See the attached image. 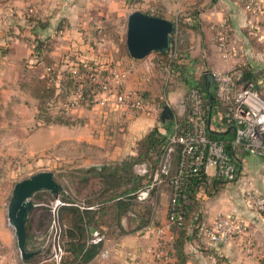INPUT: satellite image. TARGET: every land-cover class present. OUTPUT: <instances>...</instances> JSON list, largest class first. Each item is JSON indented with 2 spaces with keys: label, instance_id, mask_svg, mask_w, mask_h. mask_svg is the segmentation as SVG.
<instances>
[{
  "label": "crops",
  "instance_id": "1",
  "mask_svg": "<svg viewBox=\"0 0 264 264\" xmlns=\"http://www.w3.org/2000/svg\"><path fill=\"white\" fill-rule=\"evenodd\" d=\"M0 2L3 3L0 6V43L8 47L5 53H0L1 98L17 100L26 94L28 97L25 99H33L37 103V99L21 86L19 80L22 62L31 53L29 38L33 36L23 15L26 11L45 22V26H37V31L43 36H52L47 51L52 58L63 57L59 68L83 60H111L116 65L123 62L131 65L125 80L128 88L147 87L155 90V84L148 85L138 73L142 68L150 72V56L132 62L124 56L118 60L116 56L119 47L112 42L108 43L106 34L96 29L106 17L112 20L115 16L128 15L132 8L129 9L124 0ZM145 3L151 8L136 6L133 9L151 10L152 13L157 9L163 14L162 17L170 20L179 17L182 24L180 28L176 25L178 30L174 31L173 37L177 34L181 56L185 62L188 61L185 70L194 78H201L205 70H231L236 66H243L256 73L263 70L264 7L261 13L252 14L242 0H146L143 5ZM221 21L226 24V42L222 50L217 46V25ZM257 75V81H261L258 83L260 87L264 84V78L261 74ZM186 87L189 88L175 84L165 93V100L171 106L173 116L183 111L177 101L183 96ZM34 116L33 113L31 118L34 119ZM65 118L67 123L51 122L38 126L36 130H46L47 146L50 148H57L60 144L65 148H73L78 144L80 148L76 150L82 151L80 157H87L79 164L82 166L116 162L135 154L136 141L157 125L153 115L129 108L117 109L110 102L105 106L93 102L89 108L82 105L71 108ZM239 164L241 173L236 180L224 182L216 191L206 195L199 191L196 199L200 204L199 226L210 224L219 213H223L239 220L244 225L243 232L227 242L215 244L207 240L200 227H187L182 245L184 264H264V218L246 204L243 195L246 191L264 195V156L250 155L244 151L239 156ZM212 173L213 168L210 167L209 175ZM158 191L153 219L162 224L166 221L169 191L168 187L159 188ZM127 216L132 217L135 222L133 226ZM122 223L127 232L118 234L114 231L113 235L104 237L102 241V248L108 250L107 257L102 258L98 254L88 264H125L131 258L150 257V249L155 242L151 228L135 229L136 221L131 212L124 215ZM93 231L97 229L93 227L91 231L89 228L90 235ZM2 232H6V223L2 224ZM172 237L168 235L171 247ZM0 240L9 245L5 238L0 237ZM173 264H181L177 254L173 256Z\"/></svg>",
  "mask_w": 264,
  "mask_h": 264
},
{
  "label": "trees",
  "instance_id": "2",
  "mask_svg": "<svg viewBox=\"0 0 264 264\" xmlns=\"http://www.w3.org/2000/svg\"><path fill=\"white\" fill-rule=\"evenodd\" d=\"M150 11L146 10L145 12L152 13ZM152 14L163 15L158 12H153ZM23 15L27 26L33 31V36L29 39L31 55L36 57V59L31 65L29 63L26 64L28 66L27 69L32 74L26 73L25 76H21L19 79L20 84L37 99V121L45 124L51 122L67 123L68 120L64 114L54 115L48 109L59 103L60 97L65 99L62 101L63 103L66 102L67 97L74 95L78 89V85H80L81 90L79 103L82 106L92 105L96 93L100 90L99 84L95 81V75L105 72L102 70V63L83 60L72 64L69 63L63 69L59 68L60 63H63V61L61 62L63 57L59 59L52 58L47 51L52 36H43L37 31V26L43 27L45 26V22L38 19L32 12L26 11ZM171 20L174 23V31L176 32L178 30L176 25H181L182 22L179 17L172 18ZM60 28L61 26L57 30ZM113 38H115V35ZM7 50L8 47L0 43V53H5ZM153 53H155V56L152 60V67L155 66L158 69L159 79L157 78L156 81L159 80L161 89L155 92L152 88H137L140 96L146 100L158 101L163 106L167 103L165 93L169 89H167V86L172 85V81L165 80L161 69L162 65L160 64V62H163L173 68L175 76L178 79H184L189 86L187 94L177 101V105L181 106L183 111L174 114L170 120L162 122V128L154 126L144 133L136 141L135 154L116 162L103 163L98 166L88 165L80 167L75 173L76 180L73 178L72 181L69 178L65 184H61L56 179L62 185V188L58 195L60 203L55 205L54 208L51 202L55 197L52 194L47 192V196L44 197L46 198L45 200L41 197L35 198L36 196L34 195L38 193L35 192L32 196L35 206L31 210L26 224V249L37 250L45 240V237L39 240L38 233H46L52 221H55L61 230V243L64 251L61 264H88L103 249V240L99 242L90 241L92 237L89 234L90 226L96 228L103 237L104 232L112 233L115 231L118 234L127 232L128 230L123 227L122 223V219L127 212H131L135 217V229L161 225L160 222L153 219V215L158 201V189L160 185L164 184L167 185L169 191L166 218H168L171 210L179 212L182 215L181 220L170 221L168 223V230L173 235V253L174 255L177 254L181 264H184L182 245L186 238L185 231L187 227H191L192 229L200 227V204L196 199L197 193L203 190L206 193H212L228 180L217 176H209L203 172V169H199L196 174L188 173L181 175L180 178H173L180 166L182 148L180 143H175L169 157L168 171L162 174V183L157 186L154 185L149 190L148 196L143 200L137 198V193L140 189L150 184L153 173L160 167L166 157L169 146L168 133L172 132L176 125L179 128H191L186 119L189 111L187 95L190 87L195 85L205 92L207 106L205 109L206 122L214 124V128L209 126L206 128L207 136L224 141L230 155L238 152L239 156H241L244 150L242 148H238L237 150L232 149L233 126L227 125L222 130L219 128L223 126L222 122L215 123L212 120V116L217 108L222 111L225 106L221 104L216 96V85L210 73H205L201 78L196 79L185 70V65L188 61L185 62L181 56L177 34L173 37L167 50ZM173 53H176L175 56H173ZM123 56L129 62L136 60L130 57L126 45L124 46V44L120 43L117 54L118 60H121L120 57ZM177 59H183V62L179 63ZM109 65L113 66V63H109ZM46 67H49V71L44 73ZM235 68L239 69L242 73L240 83L245 85L247 82L253 81L256 87L259 88V84L257 83L258 73L243 66H236ZM76 73H83L84 76L76 79ZM147 74H150V72ZM57 76L60 77L59 80H57ZM57 81H59V84H57ZM149 84L152 83L149 82ZM210 95L213 96L212 99ZM66 109L67 107L65 106ZM238 159L236 160L237 163H239ZM139 164H144L146 171L142 173L137 172L134 166ZM46 191L42 190L44 194ZM79 196H82L83 201L77 202ZM172 197H175V203H172ZM81 203L83 207H80ZM47 246L48 250H50V240L47 242ZM31 258H28V260Z\"/></svg>",
  "mask_w": 264,
  "mask_h": 264
},
{
  "label": "built area",
  "instance_id": "3",
  "mask_svg": "<svg viewBox=\"0 0 264 264\" xmlns=\"http://www.w3.org/2000/svg\"><path fill=\"white\" fill-rule=\"evenodd\" d=\"M242 1L252 14H259L263 11L262 0ZM217 26V46L222 50L226 42V24L221 21ZM175 54L173 53V56ZM177 62L181 63L183 59H177ZM151 63L153 64V61ZM160 64L162 65L161 69L165 80L171 81L170 77L175 75L173 68L163 62H160ZM47 71H49V67L45 68L44 73ZM127 72L126 69L111 66L106 68L104 73H97L95 81L99 84L100 90L96 93L94 102L104 106L110 102L117 109L129 108L153 115L156 118V126L162 128L160 112L163 105L158 101L143 99L137 88H128L125 85ZM208 73H210L215 82L218 100L225 106L222 111L217 108L212 120L215 123L221 121L223 126L219 128L222 130L227 125L233 126L234 135L231 139L233 150L242 148L250 155L264 156V100L261 98L255 82L249 81L245 85L240 83L242 73L236 68L231 70L211 69ZM82 76H84L83 73L75 74L76 79ZM257 83H261V81H257ZM80 94V85H78L74 95L69 97V99L67 98L66 102L63 103L64 107L81 106L79 103ZM187 97L189 111L186 119L191 128H179L176 125L174 130L168 133L169 146L167 155L160 167L153 173L150 184L138 191L137 198L140 200L148 196L149 190L154 185L157 186L162 183V174L168 171L169 157L175 143H180L182 148L180 166L173 178H180L181 175L188 173L196 174L199 169H203V172L209 175L210 167L213 168V173L209 176L225 178L228 181L236 180L241 173V166L236 162L239 158V153L235 152L230 155L224 141L209 138L206 134V128L208 126L214 128V124L206 122L205 92L200 87L193 85L190 87ZM138 168L141 172L146 171L144 164H139ZM243 195L246 204L264 218V195L255 191H246ZM171 201L175 203V197H172ZM58 203H60V200L56 198L53 208ZM181 219V213L171 210L165 223L159 226H149L155 236V242L150 249V257L131 258L126 264H173V249L168 241V235L171 237L172 235L168 230V223ZM54 223L55 221H52L51 227L52 225L54 226ZM200 229L209 242L218 244L227 242L235 235L241 234L244 230V225L235 217L219 213L210 224L201 225ZM103 238V235L98 231H93L90 241L99 242ZM56 247H54L53 257L56 258L57 264H59L62 249L59 243ZM99 255L102 258L107 257L108 250L103 248Z\"/></svg>",
  "mask_w": 264,
  "mask_h": 264
},
{
  "label": "rangeland",
  "instance_id": "4",
  "mask_svg": "<svg viewBox=\"0 0 264 264\" xmlns=\"http://www.w3.org/2000/svg\"><path fill=\"white\" fill-rule=\"evenodd\" d=\"M124 1L125 5L129 9L132 8L130 9V11L133 10V8L136 6L151 8V6L146 3L145 5H143L146 0ZM153 1L155 0H151V2ZM148 3L150 4V1ZM2 4L3 3H1L0 6H2ZM153 11L160 13V11H157V9H154ZM110 16H112V13ZM115 17H113L112 20H109L106 17V19L99 23L96 29H101V33L106 34L105 38L108 40V43L112 42L116 47H120V43L124 44L125 46L127 16L117 18ZM179 26L180 24H178V28H180ZM114 35L115 38H113ZM106 48L107 47H105L104 50ZM147 56H150L149 59H151L152 61L155 53L152 52ZM35 59L36 57L32 56L30 53V56L23 60L22 74L24 75L21 74L19 77L25 76L26 73L32 74L31 71L27 69L28 66L26 64L29 63L31 65L35 61ZM101 63L103 68L102 70L104 71H106V68L112 66L109 65V63H113V66L115 65L114 67L126 69L128 72L131 71V65L124 64L123 62L118 63V65H116L111 60H109V62L101 61ZM152 68L153 69L150 70V74H147V70H145V68L138 70V73L142 76V80L146 82L149 80V82H151L152 84L154 83V91L158 92L161 89L159 80L156 81L159 76L158 69L155 66ZM13 71L15 72V69ZM257 73L261 74L262 78H264V68ZM59 78L60 77L57 76V80H59ZM170 80L172 81V85L167 86V89L169 88L168 91H170L175 84L188 86L184 79H178L175 75H172L170 77ZM58 82L59 81H57V84H59ZM257 89L259 90L261 98L264 100V84ZM187 91L188 87H186L182 97L187 94ZM24 97L26 98L28 96L26 94H23L21 97H18L17 100H15L14 98H10V100L7 98L3 99L0 96V237L5 238V240L9 242V245H6L3 244L0 240V264H57V260L55 257H53V253L55 251L54 247H56L58 243L62 249L61 258L59 260V264H61L64 251L61 243V230L56 222L54 223V226L52 225V227L50 224L46 233H38V239L40 240L45 237V240L41 243V246H39V248L37 249L38 251L34 254L33 257L31 256L32 258L30 257V260H28V258L24 259L21 257L16 243L14 229L8 224L7 204L11 196L13 185L20 179L41 170H51L54 173V178L57 179L61 184H65L67 183V180H69V178L72 181L73 178H75L76 180V171L78 170V168L83 167L79 164L85 158L87 159V157H80L82 151L76 150L80 148L78 144L72 146L73 148H65L63 144H60L57 148L48 147V135L46 130H36L38 126L47 125L45 123L37 121L36 119L37 103L33 102V99L27 100ZM67 98L69 99V97ZM64 100V98L60 97L59 103L52 106L50 109H48V111L54 115L61 113L66 116L71 108L80 106H67V109L65 110L64 104L62 102ZM61 107L62 109H60ZM33 113L35 115L34 119L31 118ZM246 159L249 160L250 156L246 157ZM134 167L137 172L142 173L138 168V165ZM166 187L167 185L162 184L159 188ZM42 190L46 189L37 190L36 192L38 193L34 195L36 196L35 198H44L47 196V192L49 191L47 190L44 194ZM49 193L51 194V192ZM202 193L206 195V192L204 190L202 191ZM79 198H77V202L83 201L82 196H79ZM44 199L46 200V198ZM54 199L51 202L53 205ZM81 205L83 204L81 203ZM127 218L128 221L131 222V226H133L135 222H133L132 217L130 216L129 218V216H127ZM3 223H6L5 234L2 232ZM111 235L113 234L110 232H104V237L106 238ZM49 240L51 241L50 250H48L49 248L47 246V242H49Z\"/></svg>",
  "mask_w": 264,
  "mask_h": 264
},
{
  "label": "water",
  "instance_id": "5",
  "mask_svg": "<svg viewBox=\"0 0 264 264\" xmlns=\"http://www.w3.org/2000/svg\"><path fill=\"white\" fill-rule=\"evenodd\" d=\"M172 20L140 9H133L127 15L125 45L131 58H144L152 52L167 50L173 40ZM205 70L204 73H208ZM212 99L213 96L210 95ZM173 117L171 106L166 103L161 112L162 122ZM62 185L54 178L51 170H41L15 182L7 204L8 224L14 229L17 247L22 258L33 256L38 250L26 249V224L35 206L33 194L46 189L58 198ZM93 230V227H90Z\"/></svg>",
  "mask_w": 264,
  "mask_h": 264
}]
</instances>
